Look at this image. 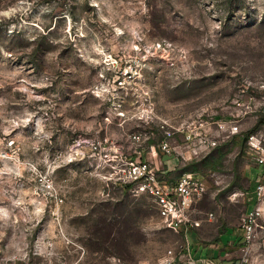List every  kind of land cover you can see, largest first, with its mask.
Masks as SVG:
<instances>
[{
  "label": "rangeland",
  "instance_id": "obj_1",
  "mask_svg": "<svg viewBox=\"0 0 264 264\" xmlns=\"http://www.w3.org/2000/svg\"><path fill=\"white\" fill-rule=\"evenodd\" d=\"M129 66L138 95L114 85ZM262 79L264 0H0V264L157 263L181 236L120 178L121 156L149 158L162 137L133 114L149 99L162 118L220 116ZM180 169L208 183L205 241L255 204L259 168L239 139Z\"/></svg>",
  "mask_w": 264,
  "mask_h": 264
},
{
  "label": "built area",
  "instance_id": "obj_2",
  "mask_svg": "<svg viewBox=\"0 0 264 264\" xmlns=\"http://www.w3.org/2000/svg\"><path fill=\"white\" fill-rule=\"evenodd\" d=\"M140 74L136 67H125L121 75L114 79V85L124 89L129 96L138 95L135 90L131 92L127 77L138 78ZM251 84L249 81L242 84L231 100V110L220 116L204 118L200 113L197 119L190 121L162 118L149 99L147 108L140 109L139 105V110L133 114L139 119L157 118L162 137L151 145L149 158L143 157L141 149L135 150V157L121 156L119 163L125 166L120 178L126 187H136L138 191L148 193L162 222L181 236V241L170 247L155 264H222L220 261L224 258L229 261L227 264H264V79L253 84L260 92L250 89L254 88ZM121 107L122 104L115 105V109ZM118 114L128 116L124 111ZM248 120H252L250 127H246ZM129 136L141 144V132H133ZM234 139L242 141L248 156L259 167L253 188L256 203L243 216V239L232 245L234 247L226 248L223 255L213 257L208 250L216 245L192 238V232L204 220L214 217L212 212L206 217L198 215L202 211L196 208L208 191V183L193 170L182 169L177 178L172 176L164 167L163 156L173 155L186 163ZM110 260L112 264H125L120 257L112 256Z\"/></svg>",
  "mask_w": 264,
  "mask_h": 264
},
{
  "label": "crops",
  "instance_id": "obj_3",
  "mask_svg": "<svg viewBox=\"0 0 264 264\" xmlns=\"http://www.w3.org/2000/svg\"><path fill=\"white\" fill-rule=\"evenodd\" d=\"M163 160H165V162H166V163H163L164 164V167L167 169V172H169L170 174H172V171H174L175 167L180 164V159L178 157H176V156H173V155H164L163 156ZM251 162H252L253 165H255L256 167H258L252 160H251ZM181 170L182 169H180V171L178 172V174L175 175L174 177L177 178V176L179 175V173L181 172ZM258 173H259V170H258V172L256 174L255 181H256V179L258 177ZM255 181H254V185H255ZM253 188H254V186H253ZM252 192H253V189H252ZM253 194H254V192H253ZM252 197H253V201H255V203H256L255 194H254V196L252 195ZM247 209H250V206H248ZM203 228H204V225L202 223V225L199 228H197L196 230H194L192 232V238L195 239V240H201V241H203L205 243H208V244H214V245H216V247L211 246L209 248V250H208V254L210 256H213V257H216V256L213 255L215 253V250L218 249V256L219 255H223V253H224L223 250H225L228 247L229 248L230 247H234L232 245H236V243H238L240 240L243 239V227H242V224L235 225V226H226L225 227V230L219 235V237L216 240H212V241H205L204 240V238L202 236V233H201V230ZM199 230H200V232H199ZM238 231H241V233H239ZM222 247H224V248H222ZM220 250H221V254L219 253ZM220 262L222 264L229 263V261L227 259H225V258H224V260H222Z\"/></svg>",
  "mask_w": 264,
  "mask_h": 264
}]
</instances>
